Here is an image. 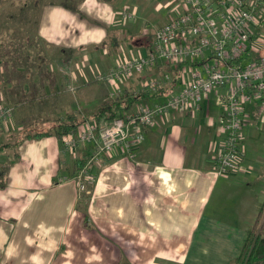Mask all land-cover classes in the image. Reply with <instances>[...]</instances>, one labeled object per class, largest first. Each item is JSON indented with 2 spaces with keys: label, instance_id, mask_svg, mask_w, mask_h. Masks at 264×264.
<instances>
[{
  "label": "crops",
  "instance_id": "obj_1",
  "mask_svg": "<svg viewBox=\"0 0 264 264\" xmlns=\"http://www.w3.org/2000/svg\"><path fill=\"white\" fill-rule=\"evenodd\" d=\"M172 2L78 0L75 10L55 2L39 9L36 34L52 47L49 68L43 60V77L32 69L21 85L0 80V104L10 108L0 124V167L8 166L0 185V264H228L239 253L247 220L264 199V114L255 104L245 106L238 168L222 174L215 162L223 135L219 89L197 110L158 115L133 157L115 151L92 165L86 219L70 173L90 145L64 147L55 132L64 114L51 122L53 111L68 107L62 91L78 109L108 95L106 81L95 77L117 57L146 52L130 36L166 21ZM55 56L69 66L62 73L53 68ZM78 60L88 61L84 70ZM142 80L133 74L121 90H143Z\"/></svg>",
  "mask_w": 264,
  "mask_h": 264
},
{
  "label": "built area",
  "instance_id": "obj_2",
  "mask_svg": "<svg viewBox=\"0 0 264 264\" xmlns=\"http://www.w3.org/2000/svg\"><path fill=\"white\" fill-rule=\"evenodd\" d=\"M166 21L151 28L153 38L146 52L118 57L114 65L97 77L108 84V96L122 93L120 81L142 75L145 91L172 85L161 100L136 101L123 116L99 124L87 118L75 131L61 136L64 147L90 143L84 166L73 176L80 191L90 192L95 180L94 163L118 151L133 157L135 145L158 115L173 111H193L214 89L222 140L215 156L218 173L237 170L243 151L241 128L245 106L256 105L264 114V55L239 60L247 45L252 52L262 46L260 31L249 36L264 18V0H173ZM129 15V14H128ZM174 69L150 70L156 64ZM257 114H259L257 112ZM10 117V108L0 104V124Z\"/></svg>",
  "mask_w": 264,
  "mask_h": 264
},
{
  "label": "trees",
  "instance_id": "obj_3",
  "mask_svg": "<svg viewBox=\"0 0 264 264\" xmlns=\"http://www.w3.org/2000/svg\"><path fill=\"white\" fill-rule=\"evenodd\" d=\"M78 0H51L49 2H55L58 3L68 9L75 10L76 5H77ZM103 1H113V0H103ZM264 25V18L261 19L259 24L255 28V32L249 36V41L253 40L257 33L260 31L261 26ZM153 31L149 30L146 34V36H142L139 32V34L133 33L132 37L134 40H142V43L146 44L147 49L151 47L152 43V38H153ZM146 37V38H145ZM118 41L116 39V36L111 37V44L114 45L115 47L118 45L116 43ZM5 47L7 50L4 52V55L10 56L9 53H11V47L16 48V45H12V43H6ZM8 49L10 51H8ZM16 53V52H15ZM26 56V59L29 58L28 53H23ZM264 55V45L257 51V52H252L250 50V47L247 45L246 50L242 53L240 56L239 60H247L249 58H256L258 56ZM16 60H20L18 53H16V56L14 57ZM33 61H32V67L35 66V69L37 68L40 72L39 74L41 77H43V73L41 72V63L40 59L33 55L32 56ZM0 62L3 65V67L6 69L3 73L4 75L1 74L0 77L5 81H9L12 83V81H15L16 84L21 85L24 77V73L21 72H16L14 69V65L12 66V71L15 73V75L11 74V70H7V60H4L0 56ZM26 68H28L29 65H25ZM157 69L162 70V69H168L171 71H174L173 68H171L168 65H162L160 63L156 64L153 66L151 69H147L149 72L150 70ZM7 72V73H6ZM31 72V70H30ZM5 81V82H6ZM94 81V79L89 80L87 83ZM11 85L14 86V83ZM173 85V84H172ZM172 85L165 86V88L157 89L153 92H148L145 91L144 89H138L137 91L134 90L130 86H125L123 87V91L120 95L110 97L106 96L104 99L99 101L97 104L94 105L92 110L90 111V117L91 119L96 120L99 124L103 122H110L113 118L118 117V116H123L128 110H130L136 103L138 99H143V100H149V98H160L161 96H164L166 92H168ZM20 96V94H18ZM8 106V105H4ZM82 122V119L78 120V117L76 113L71 112V113H66L62 118H60L57 123L55 124V132L59 136V138L68 132L75 131L76 127L78 124ZM39 134V133H36ZM11 143V142H8ZM88 143V142H86ZM89 145H91L89 143ZM89 150V149H88ZM88 150L85 152H82L79 154L75 160L73 161L72 165V170H71V175H75L80 168H82L87 161L88 158ZM7 164H4L3 166L0 167V185L2 184V177L7 171ZM95 174V173H94ZM75 179V178H74ZM76 181V180H75ZM92 187V185H91ZM91 190V188H90ZM89 193H86L84 191H80L78 189V204L82 208L83 213L85 214V219H86V201L88 200ZM230 264H264V199L260 202L259 207L257 209V213L250 225L246 227V236L243 240V243L241 245L239 253L232 259Z\"/></svg>",
  "mask_w": 264,
  "mask_h": 264
},
{
  "label": "rangeland",
  "instance_id": "obj_4",
  "mask_svg": "<svg viewBox=\"0 0 264 264\" xmlns=\"http://www.w3.org/2000/svg\"><path fill=\"white\" fill-rule=\"evenodd\" d=\"M49 1L51 0H0V56L4 60H7V64H6L7 70H11L12 66L14 65L15 67L14 70L16 72L22 71L23 73L28 74L31 70L32 73V69H35V66L31 68L33 55L37 56L40 59V63H42L43 60H45L44 64L46 63L47 69L49 68L48 63L50 62L51 58H49L47 55L48 53L51 54L49 49L52 47L46 46L45 43L42 40H40L36 34V24L39 15V9L44 5V3L47 2L49 3ZM263 13H264V9H263ZM259 42L262 43L261 46L264 45V25H262L260 28ZM6 43H12L13 46L16 45V48L13 47L10 48L11 49V53H9L10 56L4 55V52L7 50V48L5 47ZM8 51L10 50L8 49ZM15 52L18 53L20 60H16L14 58L16 56ZM23 53H28L29 58L26 59L25 57L26 55ZM93 54H97V51L93 50ZM60 55L61 53L58 52V57ZM55 59H57L58 63H56ZM78 62L83 70L84 68H86L85 65H87L88 63L87 60L83 61L84 64L80 60H78ZM29 63L30 66L26 68L25 65H29ZM72 63H74V61L70 63V67H73L74 64ZM52 65L54 70H57L58 73H62L63 70H66V67H69L68 65L66 66L63 65L56 56L52 58ZM108 65L109 64H105V67H107ZM4 71H6V69L3 67V65L0 62V75L1 74L4 75L5 74L3 73ZM11 74L15 75V73L12 70H11ZM99 74H103V73H99ZM86 76L87 78H92L93 74L87 72ZM95 78H97V81L103 80L98 78L97 76ZM0 80L3 83L4 80L1 77ZM97 84L98 83L92 85L95 87ZM66 85L67 84H65V86ZM86 88H92V86ZM62 92H63L62 95L63 96L65 95L64 97L61 96L64 98L63 102H69L67 105L68 107L53 111V113H51V117H52L51 122H54L53 121L54 117H56L57 115L59 114L65 115L66 113H71V112L76 113L78 120L87 119L90 117V111L92 110L94 105L97 104L102 99H104L106 96H108L105 93L101 94L100 92L99 93L100 97L98 99H94L93 102H89L86 106L79 105V109H78V108H73L75 104L72 101V94L70 92H66V93L64 91ZM52 100L54 102V98H52ZM49 111H51V108L49 109ZM61 111L62 113H60ZM32 117L36 118V120H39V118L36 117V114L33 115ZM11 142L14 141L12 140ZM231 204L232 201L229 200V203H227L226 205H231ZM230 210L232 211L233 207ZM253 219H254V214L253 216L248 218L247 225H250ZM232 259L233 258H231L228 264H230Z\"/></svg>",
  "mask_w": 264,
  "mask_h": 264
},
{
  "label": "clouds",
  "instance_id": "obj_5",
  "mask_svg": "<svg viewBox=\"0 0 264 264\" xmlns=\"http://www.w3.org/2000/svg\"><path fill=\"white\" fill-rule=\"evenodd\" d=\"M41 35L46 36V32L43 29L41 30Z\"/></svg>",
  "mask_w": 264,
  "mask_h": 264
}]
</instances>
